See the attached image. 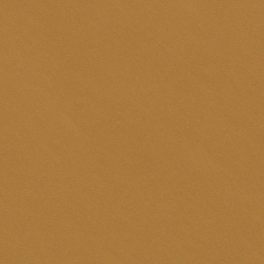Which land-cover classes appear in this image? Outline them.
Listing matches in <instances>:
<instances>
[{
    "label": "water",
    "instance_id": "95a60500",
    "mask_svg": "<svg viewBox=\"0 0 264 264\" xmlns=\"http://www.w3.org/2000/svg\"><path fill=\"white\" fill-rule=\"evenodd\" d=\"M0 264H264V0H0Z\"/></svg>",
    "mask_w": 264,
    "mask_h": 264
}]
</instances>
